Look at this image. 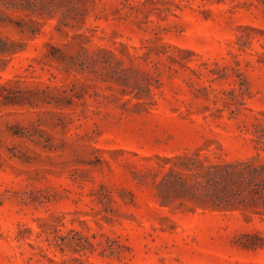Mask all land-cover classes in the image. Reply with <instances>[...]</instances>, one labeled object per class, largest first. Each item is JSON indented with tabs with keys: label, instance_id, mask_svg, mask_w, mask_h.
Wrapping results in <instances>:
<instances>
[{
	"label": "rangeland",
	"instance_id": "1",
	"mask_svg": "<svg viewBox=\"0 0 264 264\" xmlns=\"http://www.w3.org/2000/svg\"><path fill=\"white\" fill-rule=\"evenodd\" d=\"M195 152L264 162V0H0V264H264V217L160 204Z\"/></svg>",
	"mask_w": 264,
	"mask_h": 264
},
{
	"label": "trees",
	"instance_id": "2",
	"mask_svg": "<svg viewBox=\"0 0 264 264\" xmlns=\"http://www.w3.org/2000/svg\"><path fill=\"white\" fill-rule=\"evenodd\" d=\"M160 158L161 205L264 217V162L257 158L212 161L198 152Z\"/></svg>",
	"mask_w": 264,
	"mask_h": 264
}]
</instances>
